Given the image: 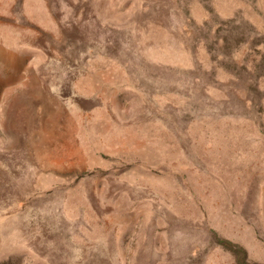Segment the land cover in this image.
Segmentation results:
<instances>
[{"label":"rangeland","instance_id":"374dc122","mask_svg":"<svg viewBox=\"0 0 264 264\" xmlns=\"http://www.w3.org/2000/svg\"><path fill=\"white\" fill-rule=\"evenodd\" d=\"M0 264H264V0H0Z\"/></svg>","mask_w":264,"mask_h":264},{"label":"trees","instance_id":"16d2710c","mask_svg":"<svg viewBox=\"0 0 264 264\" xmlns=\"http://www.w3.org/2000/svg\"><path fill=\"white\" fill-rule=\"evenodd\" d=\"M233 251H235L234 253L236 254V256H237V259H238V253H237V251H236V250H233Z\"/></svg>","mask_w":264,"mask_h":264}]
</instances>
